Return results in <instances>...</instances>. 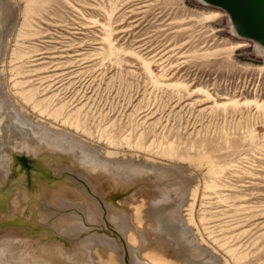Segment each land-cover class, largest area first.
<instances>
[{"label": "rangeland", "instance_id": "rangeland-1", "mask_svg": "<svg viewBox=\"0 0 264 264\" xmlns=\"http://www.w3.org/2000/svg\"><path fill=\"white\" fill-rule=\"evenodd\" d=\"M39 128L106 159L97 175L117 195L110 211L96 184L93 206L56 200L60 216L41 215L40 188L68 161L19 149ZM35 162L51 179L33 177ZM0 173V216L16 208L24 223L0 222V264L66 238L86 263L110 264L93 259L92 232L125 240L147 264H264V54L202 0H0ZM15 188L31 191L28 205L10 201L2 215ZM119 215L141 235L91 228ZM26 231L30 245L8 251Z\"/></svg>", "mask_w": 264, "mask_h": 264}, {"label": "bare ground", "instance_id": "bare-ground-1", "mask_svg": "<svg viewBox=\"0 0 264 264\" xmlns=\"http://www.w3.org/2000/svg\"><path fill=\"white\" fill-rule=\"evenodd\" d=\"M204 4L208 5L207 1L206 0H202ZM218 8V7H217ZM222 13H224L225 15H227L231 21V25H232V32L238 36L240 39H242L243 41L245 42H251L253 43V45L255 46V49L260 53V54H264V43H261V42H258L257 40H254L250 37H247V36H244V34H242V31H241V28L239 27V25L235 22V20L232 18L231 14L222 9V8H218ZM218 15H215V17H217ZM240 47V46H239ZM40 129V128H39ZM38 129V130H39ZM41 131L40 132H37L35 134V136H24L22 141H21V145L19 147V149H26L29 152H33V155H35L36 158L39 157L40 159V156L43 155H47L48 153H53L54 155H58V159H65L68 161L67 163V167L65 166L64 168H62V173L60 174V176H62V180H58L56 179V181H52L53 183L51 185H42V188H40V191H43V200L41 202V205L40 207L41 208V215H45L44 218H48L49 216H60V211L59 212H56L53 208H52V203L53 202H56L57 201H60V202H63L62 200H73L74 202H77L78 199L80 201L84 200V203H86L85 205L87 206H93V200L94 198H96L97 200V197L94 196V194L92 193L93 191L95 190H89V188H93L94 185H101L102 184V178L100 175L102 174H98L97 173L103 169L104 167V163L106 159L102 160L104 161V163L99 159V155H98V158L96 157L97 155H95V157H92V155H88L87 153L88 152V148H83L85 146V144H83L81 147V144H79L77 142L74 141V138L73 137H69L67 136V134L65 133H62V134H58V133H55L53 132L52 130L48 129V128H41L40 129ZM77 140V139H75ZM82 142V141H81ZM99 154V153H98ZM53 155V157H54ZM49 156V155H48ZM75 159V161H74ZM77 161H79L77 163ZM108 161H106L107 163ZM64 163V162H63ZM73 163H76V164H79L81 166L79 167H76L75 165L73 166L72 164ZM40 163L39 162H35V168H36V171L38 170V175H34L33 174V177L38 180L39 178L41 179H45V178H50V172L48 173L47 172V168L42 166V165H39ZM108 164V163H107ZM113 164V163H111ZM38 165V166H37ZM65 165V164H64ZM114 165V164H113ZM111 165V166H113ZM122 165V164H121ZM108 166V165H107ZM105 166V167H107ZM125 166V165H124ZM23 167H25V165H23ZM115 167V166H113ZM120 167V166H118ZM123 167V166H121ZM28 168V167H27ZM60 168V167H59ZM109 169H112V167ZM132 169V168H130ZM61 170V169H60ZM106 170V169H105ZM126 171V170H125ZM131 171V170H130ZM68 172H70L73 176H70L69 177H73V178H70L72 180L69 181L68 180ZM107 172V171H106ZM106 172L104 171V173L106 174ZM113 172V171H112ZM115 172V171H114ZM75 173H78L79 175L82 176V179L83 181H78L74 176H75ZM101 173H103L101 171ZM103 173V175H104ZM135 173H139L138 170L136 172H133V175ZM113 176H115V173H112ZM125 174V173H124ZM110 175V173H109ZM1 173H0V179H1ZM108 176V174H107ZM138 176V175H136ZM52 177V176H51ZM104 177V176H103ZM110 177V176H109ZM116 177V176H115ZM132 178V177H131ZM133 178H135L133 176ZM48 179V180H49ZM105 179V177L103 178ZM108 179V178H107ZM110 179V178H109ZM113 181L115 180V182H111L112 184H115L116 183H119V179L116 181V179H114L113 177L111 178ZM124 179V178H123ZM130 179V178H128ZM35 180V182H36ZM133 180V179H132ZM123 181V180H122ZM131 181V180H130ZM74 182V184H73ZM105 182V181H104ZM107 182V181H106ZM170 182V181H169ZM126 183V182H125ZM121 184H119L120 186ZM29 186V185H28ZM27 186V188H28ZM33 186V184H32ZM103 188H102V191L100 192H103V196L107 199L103 201H100L99 202V206L101 207V209H103V211H110V209L112 208V206L110 205V201H114L115 200L117 201V198H116V194H113V190L111 187L109 186H106L105 185H101ZM27 188H15L13 190V192H11V194L9 195V197H6L3 202H2V205H1V209H2V215L3 213H6V211H8V207H9V202L10 201H15V202H18V206L21 207V210H22V207L25 206L27 207L28 205V201H29V197L28 195H30V192H27L25 193V191H27ZM99 188V187H98ZM97 188V189H98ZM119 188V187H118ZM132 188V187H131ZM116 188H114L115 190ZM101 190V189H100ZM117 190V189H116ZM39 191V189L37 190ZM92 191V192H91ZM98 192V191H96ZM115 193H117L115 191ZM90 194V195H89ZM101 194V193H100ZM93 196V199L90 198ZM37 197V196H36ZM15 198V199H14ZM12 199V200H11ZM32 199V198H31ZM99 200H97V203H98ZM163 201V200H162ZM93 203V204H91ZM60 205V204H59ZM32 206V205H31ZM78 206V204H77ZM114 206V205H113ZM121 206V205H120ZM37 207V206H36ZM99 207V209H100ZM123 207V206H121ZM90 208V207H89ZM118 208V207H117ZM115 209L114 212L118 211V209ZM125 208V207H124ZM27 210V209H26ZM120 210H124V209H120ZM126 210V209H125ZM130 210V209H129ZM28 211V210H27ZM128 211V210H127ZM12 212L11 215H9V211L7 213V216H0V222H2L3 224H7V225H16V224H22L23 222H21L19 219H17L16 216H18L20 214V211L16 208H13L12 209ZM17 212V213H16ZM22 212V211H21ZM15 213V214H14ZM27 213V212H26ZM25 213V214H26ZM109 213V212H108ZM124 213V212H123ZM125 213H127L125 211ZM24 214V213H23ZM112 214V212H111ZM110 214V215H111ZM129 214V213H127ZM9 215V216H8ZM28 215V214H27ZM89 215V214H87ZM113 215V214H112ZM123 215V214H122ZM118 216V215H117ZM117 216H114V217H110L108 218V220H105L103 219L102 221H98L96 224H93V226L91 228H93L94 226H97L98 228H103L105 225L106 227H108L109 225L113 224L115 226V228H117L120 232H121V235H125L124 232L126 231V226H128V229L132 230L135 234H137L138 236L141 235V231L139 232V229L134 226L131 222L128 221L127 219V223H125V227L123 225V222L120 223L121 221H123V218L122 216L119 215V218H116ZM127 216V215H126ZM23 217V216H22ZM28 217V216H27ZM43 217V216H42ZM130 217V216H129ZM132 217V216H131ZM24 218V217H23ZM123 218V219H122ZM33 219V218H32ZM57 219V218H56ZM132 219V218H131ZM49 221V220H48ZM66 223H69V221H67ZM71 223V222H70ZM108 223H111L108 225ZM1 224V223H0ZM24 224V223H23ZM56 224V223H55ZM2 225V224H1ZM68 225L67 224V228H68ZM76 225V224H75ZM73 225V226H75ZM26 226V225H25ZM28 226V225H27ZM72 225H70L71 228H73ZM66 228V226H64ZM97 227H94L95 230ZM111 227L113 228V226L111 225ZM10 228V227H9ZM18 230H19V227H17ZM23 228V227H22ZM66 228V229H67ZM85 228V227H84ZM90 228V229H91ZM126 228V229H125ZM69 229V228H68ZM104 229V228H103ZM111 229V228H110ZM12 230V229H11ZM34 230V229H33ZM71 230V229H70ZM99 230V229H98ZM114 230V229H113ZM83 231V230H82ZM92 231V229H91ZM90 231V233H91ZM107 231V230H105ZM109 231V230H108ZM129 230H127L128 232ZM144 231V230H143ZM6 232V231H5ZM27 233H25V237L23 239V241H21V243H15L16 241L14 240H11L9 242V245H7V249L8 251H12V252H16V251H19L21 250L22 247H24V250L26 249V246L27 245H30L29 244V240L28 238H30V233L28 231H26ZM102 232V231H101ZM111 232V231H110ZM185 232V231H184ZM23 233V232H22ZM38 233V232H37ZM89 233V231H88ZM115 233V232H113ZM34 234V233H33ZM42 234V233H41ZM74 234V232H73ZM80 234V233H79ZM107 234V232H106ZM110 234V233H109ZM75 235L79 238L78 236V233H75ZM81 235V234H80ZM86 235V234H85ZM112 235V234H111ZM110 235V237H111ZM117 235V234H116ZM120 235V234H119ZM120 235V236H121ZM69 236V234H68ZM72 236V234L70 235ZM75 236V237H76ZM118 236V235H117ZM73 237V236H72ZM108 236L106 235H99L98 233H91V240L88 241V242H92L94 243V245L96 244L97 247H94L95 248V254H93L94 256V260L95 259H101L103 260L102 262L103 263H108L110 262V264H117L118 261L116 262V260H119L121 263H123L122 260L126 259V262L127 264H147V262L145 261H142L139 256L137 255L138 253L131 250L125 243V240H108L107 239ZM141 237V236H140ZM145 237V236H144ZM143 237V239H144ZM147 237V236H146ZM12 238V237H11ZM88 238V237H86ZM124 238V236H123ZM142 239V237H141ZM76 240V238H75ZM74 239L72 238H66L65 239V242H69V243H64V244H58V245H54V246H51L49 247V249L46 247H39L38 245L36 246L35 244L32 245V251H28V252H24L25 255H22V259L19 261L20 264H88L86 263V260L88 259L87 257V253L84 248L83 250V247L82 246L81 250L82 252L80 251L79 246H77V241H75ZM145 240V239H144ZM143 240V242H144ZM14 241V242H13ZM146 241H148L146 239ZM44 242V241H43ZM57 242V241H56ZM142 242V240H141ZM15 243V244H14ZM42 243V242H41ZM63 243V242H62ZM79 243V242H78ZM39 244V243H38ZM45 244V243H44ZM84 244V243H83ZM81 244V245H83ZM91 243H86V245H90ZM149 244V243H148ZM6 245V243H5ZM141 245V244H139ZM93 246V245H92ZM142 246V245H141ZM144 246V245H143ZM151 246V245H150ZM5 247L1 250V251H4L5 250ZM153 247V246H152ZM0 248H2L0 246ZM30 248V249H31ZM101 248V249H100ZM133 248V247H132ZM93 249V248H92ZM141 249H144V248H141ZM149 249V248H148ZM153 249V248H152ZM127 250L129 251V254L127 252ZM154 250V249H153ZM79 251V252H78ZM94 251V250H93ZM109 251H115L117 253V258H114V255H111ZM64 252V253H63ZM71 252V253H70ZM109 252V253H107ZM152 252V251H151ZM156 253V252H155ZM165 253V252H164ZM113 254V253H112ZM96 255V256H95ZM12 256V255H11ZM125 256V257H124ZM16 257V255H15ZM87 258V259H85ZM168 258V257H167ZM9 259V258H8ZM146 260V259H145ZM92 262L91 260H88V262ZM174 261V260H173ZM94 263L96 261H93ZM92 262V263H93ZM99 262V261H98ZM97 263V262H96ZM101 263V262H100ZM153 264H158L156 261L153 262Z\"/></svg>", "mask_w": 264, "mask_h": 264}, {"label": "water", "instance_id": "water-1", "mask_svg": "<svg viewBox=\"0 0 264 264\" xmlns=\"http://www.w3.org/2000/svg\"><path fill=\"white\" fill-rule=\"evenodd\" d=\"M228 11L244 36L264 43V0H206Z\"/></svg>", "mask_w": 264, "mask_h": 264}]
</instances>
